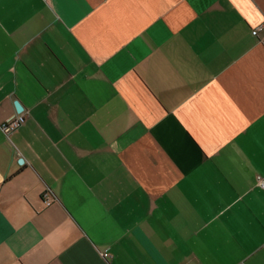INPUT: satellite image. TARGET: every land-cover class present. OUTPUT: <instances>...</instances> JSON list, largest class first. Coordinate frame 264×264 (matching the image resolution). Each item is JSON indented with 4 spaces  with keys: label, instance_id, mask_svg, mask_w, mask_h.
<instances>
[{
    "label": "crops",
    "instance_id": "0c3cea01",
    "mask_svg": "<svg viewBox=\"0 0 264 264\" xmlns=\"http://www.w3.org/2000/svg\"><path fill=\"white\" fill-rule=\"evenodd\" d=\"M15 103L0 264H264V0H0Z\"/></svg>",
    "mask_w": 264,
    "mask_h": 264
},
{
    "label": "built area",
    "instance_id": "2783aa9c",
    "mask_svg": "<svg viewBox=\"0 0 264 264\" xmlns=\"http://www.w3.org/2000/svg\"><path fill=\"white\" fill-rule=\"evenodd\" d=\"M257 34L256 30L252 31V35L255 36ZM27 118V115L24 114L23 112L17 114L16 116H14L13 118H11L10 120L6 121L5 123H2L0 125L1 130L3 131V133L7 136L9 133H12L13 131L19 129V127H21V125L24 123L25 119ZM257 185L264 190V180L261 178H257ZM42 201L45 205V207H48L51 205L52 203V199L49 198V194L45 193L42 195ZM103 258H106L107 255L104 254L102 255Z\"/></svg>",
    "mask_w": 264,
    "mask_h": 264
},
{
    "label": "water",
    "instance_id": "95a60500",
    "mask_svg": "<svg viewBox=\"0 0 264 264\" xmlns=\"http://www.w3.org/2000/svg\"><path fill=\"white\" fill-rule=\"evenodd\" d=\"M14 107H15V111L17 114L21 113L23 111L21 105L19 103H15L14 104ZM22 161H19V163L21 164Z\"/></svg>",
    "mask_w": 264,
    "mask_h": 264
}]
</instances>
